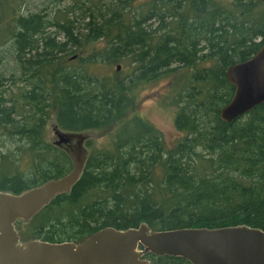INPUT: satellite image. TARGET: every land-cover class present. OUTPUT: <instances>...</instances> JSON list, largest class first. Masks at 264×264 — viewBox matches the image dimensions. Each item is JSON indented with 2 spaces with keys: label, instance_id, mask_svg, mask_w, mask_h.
<instances>
[{
  "label": "trees",
  "instance_id": "16d2710c",
  "mask_svg": "<svg viewBox=\"0 0 264 264\" xmlns=\"http://www.w3.org/2000/svg\"><path fill=\"white\" fill-rule=\"evenodd\" d=\"M41 1L0 0V190L20 193L72 170L65 146L47 139L54 113L68 131L118 125L88 152L70 192L17 221L21 241L82 243L143 223L264 230V102L231 122L220 115L235 91L227 67L259 50L264 10L217 0ZM101 66L128 73L100 75ZM179 69L188 72L173 100L182 135L169 147L150 120L124 116L136 87Z\"/></svg>",
  "mask_w": 264,
  "mask_h": 264
},
{
  "label": "water",
  "instance_id": "95a60500",
  "mask_svg": "<svg viewBox=\"0 0 264 264\" xmlns=\"http://www.w3.org/2000/svg\"><path fill=\"white\" fill-rule=\"evenodd\" d=\"M226 75L235 91L220 115L231 122L264 102V47L229 65ZM58 136L55 144L70 143L69 135ZM65 148L73 162L66 175L20 193L0 190V264H147L148 253L183 257L191 264H264V230L245 224L152 230L143 223L126 229L108 226L82 243L22 242L17 221L30 219L80 180L88 151L79 144Z\"/></svg>",
  "mask_w": 264,
  "mask_h": 264
},
{
  "label": "rangeland",
  "instance_id": "374dc122",
  "mask_svg": "<svg viewBox=\"0 0 264 264\" xmlns=\"http://www.w3.org/2000/svg\"><path fill=\"white\" fill-rule=\"evenodd\" d=\"M33 1L38 6H41V0V2L38 0ZM45 1L48 2V0ZM140 1L141 0L136 1L135 5H138ZM217 1L226 7H228L229 3L231 4L233 2V0ZM67 3L68 1L64 2V4ZM32 7L34 8V6ZM228 8H231V6ZM75 24L78 25L79 23ZM59 39L64 41L66 37L61 34ZM102 44L103 43L101 42L97 43V47H101ZM76 55H81V51L78 49L73 50L69 56H72L71 58H75ZM115 68V66H101L94 69V71H97L100 75H113L118 77H122L128 73V71H125L126 69L117 73ZM186 74H188L187 70L184 71V69H179L176 72H172L168 75L136 87L131 97V105L124 116V119L142 115L160 129L167 146L173 147L182 135V132L177 129L175 124L177 106L174 104L173 100L178 89L181 87V78ZM117 125L118 124H115L109 129H88L80 132L68 131L58 126L56 114L54 113L47 123V139L51 143H55L59 139L58 132L63 133L64 135L70 136V145L63 144L65 147H72L74 149L76 145L79 144L84 148L86 147L89 152L92 150L94 145L107 144V142L112 139V135L116 131ZM22 240L24 241L23 238ZM147 264L159 263L150 261Z\"/></svg>",
  "mask_w": 264,
  "mask_h": 264
},
{
  "label": "flooded vegetation",
  "instance_id": "af4514ba",
  "mask_svg": "<svg viewBox=\"0 0 264 264\" xmlns=\"http://www.w3.org/2000/svg\"><path fill=\"white\" fill-rule=\"evenodd\" d=\"M234 5H238V6L248 5V8H250L251 11L254 10L255 14L260 12V8L264 10V0H233L231 4L230 3L228 4V7ZM241 10H243V12L245 11V9L243 8ZM241 10L239 11V13L241 12ZM254 41L261 43L258 49H262L264 47V37L262 35H259L258 38L255 39Z\"/></svg>",
  "mask_w": 264,
  "mask_h": 264
}]
</instances>
